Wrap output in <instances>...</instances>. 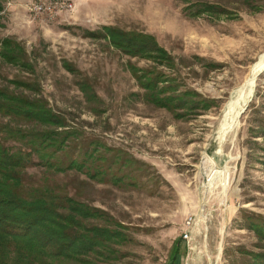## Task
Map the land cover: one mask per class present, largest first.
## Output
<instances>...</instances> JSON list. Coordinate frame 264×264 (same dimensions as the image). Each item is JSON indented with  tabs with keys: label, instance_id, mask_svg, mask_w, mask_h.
Here are the masks:
<instances>
[{
	"label": "rangeland",
	"instance_id": "374dc122",
	"mask_svg": "<svg viewBox=\"0 0 264 264\" xmlns=\"http://www.w3.org/2000/svg\"><path fill=\"white\" fill-rule=\"evenodd\" d=\"M202 1H4L0 38L21 42L35 72L0 59V86L14 89V78L36 81V90L23 91L41 93L80 131L67 155L80 160L85 151L92 154L84 170L51 174L33 166L27 179L107 211L130 238L117 252L82 264H173L178 245L174 264H258L250 253L264 251V237L248 228L251 219L264 222V70L237 131L221 142L215 137L264 54V7L252 12L239 1L208 0L238 17L187 14L185 7ZM103 25L152 34L173 60L127 55L109 39L85 36L84 29ZM142 70L161 72L176 95L193 92L198 107L177 110L148 101ZM82 80L97 100L86 98ZM204 100L208 107L201 106ZM190 216L191 236L184 239Z\"/></svg>",
	"mask_w": 264,
	"mask_h": 264
},
{
	"label": "trees",
	"instance_id": "16d2710c",
	"mask_svg": "<svg viewBox=\"0 0 264 264\" xmlns=\"http://www.w3.org/2000/svg\"><path fill=\"white\" fill-rule=\"evenodd\" d=\"M4 1L0 0V13L5 9ZM234 1L252 12L264 7L262 0ZM185 9L191 17L203 14L238 17L225 4L208 0ZM84 34L109 39L127 55L173 60L152 34L125 31L114 25L84 29ZM0 59L35 72L25 47L11 36L0 38ZM64 66L74 71L69 62H64ZM142 71L139 78L142 87L150 91L149 99L145 97L148 101L177 110L198 107L193 92L176 95L173 85L162 80L161 72L154 75L150 70ZM9 81L22 90L0 86V115L9 118L5 123L0 121V264H82L96 256L117 252V246L130 239L124 233L123 223L107 211L79 201L69 191H56L50 184L36 185L27 179V170L33 166H43L51 174L74 168L84 170L87 157L92 154L85 151L80 160L67 155L71 141L78 139L80 131L70 126L66 116L55 111L41 93L32 95L23 91L36 90V81L20 78ZM79 86L89 101L98 99L87 80L80 81ZM165 93L169 96H161ZM202 103L205 105L201 106L208 107L205 100ZM87 172L96 177V173ZM93 219H102L109 225L96 224ZM248 228L264 237V222L251 219ZM180 254L178 245L174 248L173 264ZM250 254L258 264H264V251Z\"/></svg>",
	"mask_w": 264,
	"mask_h": 264
},
{
	"label": "bare ground",
	"instance_id": "6f19581e",
	"mask_svg": "<svg viewBox=\"0 0 264 264\" xmlns=\"http://www.w3.org/2000/svg\"><path fill=\"white\" fill-rule=\"evenodd\" d=\"M70 7H72V3H70ZM262 68H264V54L261 56L258 62L251 68L250 73L248 75L247 83L245 84L244 88L240 91V95L236 97L235 100H232V102H230L228 109L225 112V117L223 118L215 134V137L219 140V142H221L223 139L237 131L236 129L239 125V119L245 109V106L251 99L256 78L258 77V74L261 72ZM213 160L214 157L211 156V163L213 162Z\"/></svg>",
	"mask_w": 264,
	"mask_h": 264
},
{
	"label": "built area",
	"instance_id": "2783aa9c",
	"mask_svg": "<svg viewBox=\"0 0 264 264\" xmlns=\"http://www.w3.org/2000/svg\"><path fill=\"white\" fill-rule=\"evenodd\" d=\"M59 5H61L63 8H69L70 9V1H60L59 3H58ZM39 8L40 9H44V10H47V9H49L50 7L49 6H45V7H43L42 5H40L39 6ZM193 222H194V218H193V216L191 217H189L188 218V220H187V225H188V231H186V232H184L183 234H182V236L184 237V239H190V236H191V229H190V227H191V225L193 224Z\"/></svg>",
	"mask_w": 264,
	"mask_h": 264
},
{
	"label": "water",
	"instance_id": "95a60500",
	"mask_svg": "<svg viewBox=\"0 0 264 264\" xmlns=\"http://www.w3.org/2000/svg\"><path fill=\"white\" fill-rule=\"evenodd\" d=\"M263 70H264V68H262L261 72H262ZM261 72H260V73H261ZM260 73H259V74H260ZM259 74H258V75H259ZM246 108H247V107H246Z\"/></svg>",
	"mask_w": 264,
	"mask_h": 264
}]
</instances>
